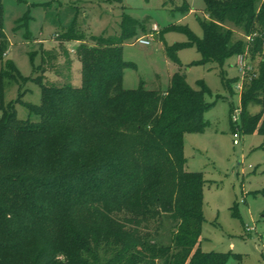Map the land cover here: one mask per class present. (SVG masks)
I'll use <instances>...</instances> for the list:
<instances>
[{
  "label": "trees",
  "instance_id": "trees-1",
  "mask_svg": "<svg viewBox=\"0 0 264 264\" xmlns=\"http://www.w3.org/2000/svg\"><path fill=\"white\" fill-rule=\"evenodd\" d=\"M204 5L202 38L188 33V45L201 65L219 69L226 89L222 69L231 57L257 62L244 80L239 121L243 135L264 136V0ZM138 26L145 31L124 17L119 35L91 44L73 27L57 36L58 50L41 52L33 79L41 104H23L37 123L17 118L19 99L4 103L7 74H0V264H226L228 255L201 251L204 181L184 169L183 136L208 127V91L202 84L192 89L179 72L165 90L158 77L150 90L143 82L125 90L124 71L134 66L124 60L123 45ZM238 30L252 42L235 39ZM68 42L80 43L79 87L69 75L61 86L44 77L60 53L70 71ZM5 48L0 2V58ZM180 48L166 49L176 64ZM250 104L260 113L249 115ZM166 223L172 237L165 245L155 239Z\"/></svg>",
  "mask_w": 264,
  "mask_h": 264
},
{
  "label": "rangeland",
  "instance_id": "rangeland-1",
  "mask_svg": "<svg viewBox=\"0 0 264 264\" xmlns=\"http://www.w3.org/2000/svg\"><path fill=\"white\" fill-rule=\"evenodd\" d=\"M3 6V34L6 48L0 58V74L6 72L3 89L5 104L14 103L17 118L37 123L23 104L39 106L41 92L33 81L38 74L45 50H58L61 36L71 27L91 44L93 39L120 34L124 17L138 24L123 45V57L134 69L124 71L123 88L135 90L140 82L151 89L156 77L165 90L174 73L185 75L187 84L198 90L202 84L208 91L205 101L212 108L204 115L208 127L200 134L183 136L185 171L201 173L204 181L201 251L228 255L226 264H264V136L257 133L243 135L239 121L240 84L244 85L237 56L231 57L222 71L212 65H201L195 46L188 45V33L201 39L204 0H0ZM187 9L191 10L190 12ZM186 10V11H185ZM145 21V22H144ZM153 34L150 45L137 43L139 38ZM233 29V26H228ZM235 39L245 41L242 31ZM78 44V43H77ZM80 44V43H79ZM78 44V45H79ZM180 46L176 54L179 64L172 62L166 49ZM68 42L65 47H74ZM67 49V48H66ZM70 54V53H69ZM70 71L65 57L45 67V81L61 86L68 81L80 85V63L75 53L69 55ZM248 60V59H247ZM249 73L254 74L257 62L249 61ZM64 76H57L55 71ZM248 73V75H249ZM16 76V78L12 77ZM24 80L23 82L20 81ZM232 109L233 133L229 110ZM260 106L250 104L247 113L259 114ZM239 134L238 145H233L234 133ZM172 224L166 223L155 241L169 244Z\"/></svg>",
  "mask_w": 264,
  "mask_h": 264
},
{
  "label": "built area",
  "instance_id": "built-area-1",
  "mask_svg": "<svg viewBox=\"0 0 264 264\" xmlns=\"http://www.w3.org/2000/svg\"><path fill=\"white\" fill-rule=\"evenodd\" d=\"M150 31H151L150 34H148L147 36H144L142 38H139L137 40V43L140 44V45H143V46L150 45V41L152 40L153 34L156 33V32H158L157 26H153ZM245 39L249 43L252 42V39L251 38H245ZM72 53H75V51H72ZM237 58H238L237 65L240 68V71L242 73V80L244 81L245 80V77L248 75V73L250 71V68L248 66L247 56H246V54H241V55H238ZM242 87H243V84H240V91H242ZM237 113L239 114V110H238ZM232 135H233V138H234L233 145H238L237 139L239 138V134L236 132V133H234Z\"/></svg>",
  "mask_w": 264,
  "mask_h": 264
},
{
  "label": "crops",
  "instance_id": "crops-1",
  "mask_svg": "<svg viewBox=\"0 0 264 264\" xmlns=\"http://www.w3.org/2000/svg\"><path fill=\"white\" fill-rule=\"evenodd\" d=\"M191 10H189V12H190ZM73 43H75V46L74 47H65V46H67V43L66 44H64V47H65V49L68 51V55H70L71 53H72V51H75V48L78 46V44H79V42H73ZM78 43V44H77ZM50 50V49H49ZM49 50H45V51H49ZM52 50V49H51ZM70 53V54H69ZM77 61V60H76ZM78 62V61H77ZM79 63V62H78ZM80 69H81V66H80ZM74 87H76V86H74ZM77 87H79V86H77Z\"/></svg>",
  "mask_w": 264,
  "mask_h": 264
}]
</instances>
